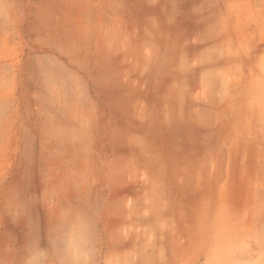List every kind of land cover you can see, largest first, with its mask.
I'll list each match as a JSON object with an SVG mask.
<instances>
[{
  "label": "crops",
  "instance_id": "crops-1",
  "mask_svg": "<svg viewBox=\"0 0 264 264\" xmlns=\"http://www.w3.org/2000/svg\"><path fill=\"white\" fill-rule=\"evenodd\" d=\"M208 1L210 40L203 23L186 54L206 117L196 123L220 136L209 145L264 147V0ZM113 10L114 0H0V264H264V171L219 178L218 224L196 259L190 220L154 204L147 221L145 202L130 207L114 187L135 163L138 183L145 148L139 137L129 161L127 138L114 153Z\"/></svg>",
  "mask_w": 264,
  "mask_h": 264
},
{
  "label": "rangeland",
  "instance_id": "rangeland-1",
  "mask_svg": "<svg viewBox=\"0 0 264 264\" xmlns=\"http://www.w3.org/2000/svg\"><path fill=\"white\" fill-rule=\"evenodd\" d=\"M203 5L205 15L201 14ZM113 11L114 153L115 157L121 154L120 145L127 138L129 161L137 159L134 147L139 137L145 148L138 183L135 163L130 164V178L124 183L115 180L114 187L130 192L126 197L130 207L145 202L147 221L153 218L154 204L160 205L157 212L161 215L175 211L179 222L190 220L196 259L209 243L202 242L203 234L218 224L219 178L225 176L231 186L239 181L234 176L264 171V147L209 145V140L220 136L202 131L196 123L206 117L197 114L201 100L187 90L186 54L189 43L196 46L202 41L203 23L205 40H210L208 0H114ZM95 86L106 89L105 84ZM121 193L114 196L119 209ZM234 213L229 209L223 220L233 218ZM224 243L217 250H224Z\"/></svg>",
  "mask_w": 264,
  "mask_h": 264
}]
</instances>
